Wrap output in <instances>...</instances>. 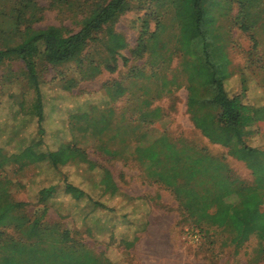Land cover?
I'll return each mask as SVG.
<instances>
[{
    "label": "rangeland",
    "instance_id": "1",
    "mask_svg": "<svg viewBox=\"0 0 264 264\" xmlns=\"http://www.w3.org/2000/svg\"><path fill=\"white\" fill-rule=\"evenodd\" d=\"M92 1L38 0L42 19L35 27L54 25L64 34L75 32L88 12L104 0ZM153 3L152 0H131L130 9L112 23V30L120 33L127 44L116 54L118 67L114 72L101 62L106 56L102 43H89L81 54V62L71 61L53 67L42 57H36L44 110L42 126L45 131L41 147L54 150L62 143H70L80 148L95 167L90 169L88 163L79 161L57 168L49 164H29L18 169L16 164H9L0 170L16 183L11 192L13 198L24 202V212L31 219L37 218L40 224L37 238L31 240L0 228V240L11 236L22 248L23 252L16 254L19 259L25 254L34 257L33 248L50 247V243L61 238L67 230L78 244H85L94 254L106 257L114 264H264V239L251 234L246 241L236 245L231 242L233 235L228 226L217 227L204 219L197 221L198 217L217 220L216 212L228 207L222 196L200 200L192 194L190 184L171 190L162 182H154L134 158H130L134 143L122 150L121 144L113 138V131L96 134L90 125L92 119L99 118L101 113L108 114L110 109L112 123L116 120L115 113L126 116L133 109L131 101L126 103L125 97L116 100L112 93L114 83L125 81L130 70L141 65L145 71L151 69L147 54L135 60L131 51L137 44L145 19L150 21L149 29H154L150 18V12L155 8ZM230 4L228 17L233 19V43L228 47V54L234 74L226 82V88L230 94L242 92L244 102L256 107L254 115L261 118L264 117V26L259 25L264 21V3L240 4L231 0ZM167 8L168 5L165 11ZM221 13L219 20L224 22L225 15L223 11ZM171 18L172 13L168 12L164 20L165 32L175 30ZM251 24L259 25L249 32L241 30L242 25ZM225 25H228L227 21ZM97 63L98 72L93 69ZM178 63V56H174L169 71L158 73L149 84L148 109L158 108L160 112L159 117L148 124L143 139L166 134L178 145L194 146L214 156L225 163L233 175L252 183L255 160L246 155L229 154L226 147L211 143L193 125L186 106L185 76ZM172 73L177 75L180 86H171L172 90L165 86L155 91L156 86ZM72 79L77 80L75 84ZM33 96L21 60L0 64L2 154L14 153L28 137H36V117L28 122L22 114L30 111ZM138 102H133L134 107ZM84 112H88V118L79 116ZM74 114L80 120L75 124L72 123ZM250 129L252 132L246 135V142L264 148V120L253 123ZM67 147L59 149L67 151ZM106 147L121 149L124 157H114L103 149ZM60 152L58 150V154ZM100 168L110 171L117 185L118 192L114 195L104 191L100 184ZM67 183L80 186L84 195L74 199L65 192ZM52 185L55 188L41 200L39 191ZM235 189V181L227 179L221 194ZM142 201H146L143 207ZM138 202L141 204L133 206ZM262 204L264 206V194ZM142 217L146 221L144 228L135 221ZM5 247L0 249V257L10 249Z\"/></svg>",
    "mask_w": 264,
    "mask_h": 264
},
{
    "label": "trees",
    "instance_id": "2",
    "mask_svg": "<svg viewBox=\"0 0 264 264\" xmlns=\"http://www.w3.org/2000/svg\"><path fill=\"white\" fill-rule=\"evenodd\" d=\"M167 1L152 0L155 8L150 12V18L154 22V29H149L150 21L145 19L137 44L131 51L135 60L147 54L151 69L145 71L142 65L138 66L128 72L125 81L114 83L112 94L115 99L125 97L126 103L132 102L133 109L126 116L115 113L116 120L113 123L110 109L108 114L101 113L99 118L92 119L93 124L90 125L96 134L104 135L105 132L113 131V138L121 144L122 150L134 143L130 158H134L144 174L154 182H162L171 190L190 184L192 194L200 200L222 196L228 207L216 212L217 220L198 217L197 221L204 219L217 227L228 226L233 235L231 242L236 245L246 241L251 234L264 239V148L249 145L245 139L252 132L251 125L263 121L264 117L254 115L257 108L244 102L242 92L230 94L226 88V82L234 74L228 54V47L233 43V19L228 17L231 0ZM237 1L240 4L264 3V0ZM130 2L104 0L88 12L77 31L64 34L54 25L35 27L42 19L38 0H0V64L13 60L23 62L24 76L34 96L30 111L22 114L28 122L36 117L37 123L36 137H28L27 142L14 153L2 154L0 150V170L9 164H16L18 169L29 164H49L57 168L79 161L88 163L90 169L95 167V163L88 160L80 148L70 143H62L54 150L41 147L45 131L42 126L44 110L36 57H42L44 62L53 67L71 61L81 62V54L89 43H102L106 56L101 62L114 72L118 67L116 54L127 44L124 37L112 30L111 26L130 9ZM167 5L169 9L165 11ZM222 11L224 22L219 20ZM168 12L172 13L171 23L172 28H175L172 32H165L167 26L164 20ZM226 21L228 25H225ZM258 25H242L241 30L249 32ZM259 26H264V21ZM102 32L104 34L100 35ZM174 56H178L179 70L185 76L186 106L193 125L211 143L226 147L229 154L238 157V154L246 155L255 160L252 183L233 175L225 163L214 156L194 146L178 145L166 134L150 140L143 139L148 124L153 123L160 112L158 108L148 109L149 84L157 78L158 73L169 71ZM99 68V63L93 66L96 72ZM72 80V84L77 81ZM180 84L177 75L172 73L171 77L164 78L156 86L155 91L165 86L172 90L171 86L179 87ZM134 98L139 101L135 107ZM76 115L72 116L74 124L80 121ZM88 115V112H84L79 116L88 118ZM99 122L101 124L97 125ZM67 145V151L59 149ZM103 149L114 154V157L123 155L121 149ZM58 150L61 151L59 154ZM100 172V184L104 191L113 195L117 193V185L110 171L100 168ZM227 179L235 181L236 189L226 195L221 194ZM14 186L16 183L0 172V228L11 233L13 231L26 240L36 239L40 231L39 220L31 219L22 209L25 203L13 198L11 192ZM53 188L54 185L41 189L40 199H45ZM65 192L74 199L84 195L83 189L73 183L66 184ZM142 203L143 207L146 201ZM135 221L144 228L146 221H143V217ZM12 239L8 236L0 240V249L3 246L10 248L8 253L0 257V264H114L110 259L94 254L85 244H78L67 230H64L61 238L53 240L50 247L33 248L34 257L25 254L23 259L16 255L23 252L22 248Z\"/></svg>",
    "mask_w": 264,
    "mask_h": 264
}]
</instances>
